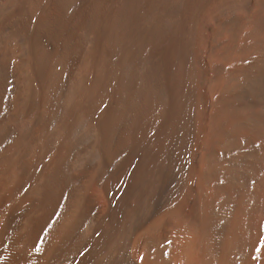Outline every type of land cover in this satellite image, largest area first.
Instances as JSON below:
<instances>
[{
    "label": "bare ground",
    "instance_id": "6f19581e",
    "mask_svg": "<svg viewBox=\"0 0 264 264\" xmlns=\"http://www.w3.org/2000/svg\"><path fill=\"white\" fill-rule=\"evenodd\" d=\"M0 264H264V0H0Z\"/></svg>",
    "mask_w": 264,
    "mask_h": 264
}]
</instances>
